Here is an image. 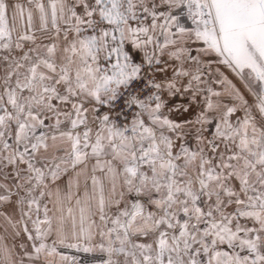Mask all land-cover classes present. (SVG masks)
<instances>
[{"label": "snow or ice", "instance_id": "snow-or-ice-1", "mask_svg": "<svg viewBox=\"0 0 264 264\" xmlns=\"http://www.w3.org/2000/svg\"><path fill=\"white\" fill-rule=\"evenodd\" d=\"M0 264H264V0H0Z\"/></svg>", "mask_w": 264, "mask_h": 264}]
</instances>
